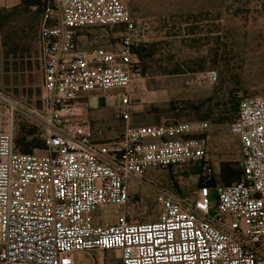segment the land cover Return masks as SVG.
Wrapping results in <instances>:
<instances>
[{
    "label": "built area",
    "instance_id": "obj_1",
    "mask_svg": "<svg viewBox=\"0 0 264 264\" xmlns=\"http://www.w3.org/2000/svg\"><path fill=\"white\" fill-rule=\"evenodd\" d=\"M37 1L45 107L36 119L46 149L17 150L15 117L25 112L0 94L10 118L0 131V264H75L77 253L93 250L119 252L121 264H264V98L240 99L230 124L240 142L239 180L211 186L209 145L191 136L195 123L126 125L120 133L108 130L114 137L106 138L76 103L96 89H122L124 108L115 118L127 123L131 117L127 89L138 74L134 49L141 41L125 0ZM117 26L126 27L117 47H79L80 31ZM218 78L211 69L198 81ZM189 163L202 170L193 195L154 187L158 217L132 221V181ZM103 207L114 212V222L96 223Z\"/></svg>",
    "mask_w": 264,
    "mask_h": 264
},
{
    "label": "rangeland",
    "instance_id": "obj_2",
    "mask_svg": "<svg viewBox=\"0 0 264 264\" xmlns=\"http://www.w3.org/2000/svg\"><path fill=\"white\" fill-rule=\"evenodd\" d=\"M125 2L138 25L140 36L136 39L141 41L134 49L140 62L138 74L127 89L133 103L147 105L138 120L148 119L151 125L195 123L198 129L191 136L207 140L216 183L237 182L242 174L240 142L231 133L230 124L240 99L264 98V0ZM42 16V8L33 0L0 10L4 50L0 53V94L24 109V114L15 117V138L35 131L28 142L40 132L43 136L36 119L37 113L44 114L45 107L43 69L38 59ZM125 30V26L87 28L80 33L83 42H78L81 49L114 48ZM211 69L218 71V81L200 83L199 75ZM117 91L115 102L120 105L122 96ZM102 109L110 114L109 108ZM9 126L7 107L0 103V131ZM112 126L116 125L109 128ZM223 172L229 173L227 181L221 180ZM201 174L200 165L189 163L151 171L144 183L132 181L131 220L150 222L158 217L154 187L190 197L198 189ZM94 219L105 224L114 222L115 216L103 207L95 212ZM114 252L82 251L77 253L75 264H121Z\"/></svg>",
    "mask_w": 264,
    "mask_h": 264
},
{
    "label": "crops",
    "instance_id": "obj_3",
    "mask_svg": "<svg viewBox=\"0 0 264 264\" xmlns=\"http://www.w3.org/2000/svg\"><path fill=\"white\" fill-rule=\"evenodd\" d=\"M24 0H0V10H8L15 7L20 6L23 3ZM83 31V30H82ZM80 31L78 33V40L83 42V37L80 36ZM80 47V44H79ZM81 48V47H80ZM3 44H2V38L0 36V53H3ZM117 91L118 89H114L111 91H106L103 94L99 90H93L89 93L82 94L79 96L76 100L77 105H79L82 109H86L87 111V118L88 121L91 123V125L97 129L102 128L106 131L105 137L106 138H113L114 135L108 132V130L114 129L116 133H120L123 131L126 125L131 127H144V126H150L152 124L151 121L148 119L145 121L138 120V117L142 116L144 112L147 111V105L142 104H135L132 102V106L130 108V119L126 123L124 121L116 120L115 114L120 110L124 108V104L122 101V104L118 105L115 102V94L114 91ZM119 91H117V94ZM107 107L109 108L110 114L106 113L102 108ZM112 126L109 128L111 125ZM97 224H103L96 220ZM115 255H117L116 252H114ZM80 257H77V263H79Z\"/></svg>",
    "mask_w": 264,
    "mask_h": 264
},
{
    "label": "trees",
    "instance_id": "obj_4",
    "mask_svg": "<svg viewBox=\"0 0 264 264\" xmlns=\"http://www.w3.org/2000/svg\"><path fill=\"white\" fill-rule=\"evenodd\" d=\"M23 2H26V0H24ZM33 3L40 4V1L33 0ZM34 133H35V131L30 132V133H24L23 136L15 138V145H16V148L19 152L25 153V154H30V153H33L35 149H46V141H45L44 137L42 136L41 132L38 133V135L34 139H32V141H30V142L27 141L28 136H32V134H34ZM230 175H233V173H230ZM228 177H229V173L223 172L221 180L227 181ZM201 184H202V181H200L199 186ZM208 184L211 186L217 184L216 179L212 178L208 182ZM230 184H232V183H230Z\"/></svg>",
    "mask_w": 264,
    "mask_h": 264
}]
</instances>
